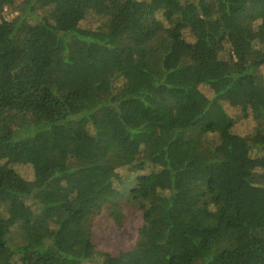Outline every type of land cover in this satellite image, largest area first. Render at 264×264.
I'll list each match as a JSON object with an SVG mask.
<instances>
[{"label":"trees","instance_id":"obj_1","mask_svg":"<svg viewBox=\"0 0 264 264\" xmlns=\"http://www.w3.org/2000/svg\"><path fill=\"white\" fill-rule=\"evenodd\" d=\"M5 8L19 14L0 24V264H264V0ZM18 158L44 175L29 182ZM123 198L136 244L99 251L94 220L121 229Z\"/></svg>","mask_w":264,"mask_h":264},{"label":"rangeland","instance_id":"obj_2","mask_svg":"<svg viewBox=\"0 0 264 264\" xmlns=\"http://www.w3.org/2000/svg\"><path fill=\"white\" fill-rule=\"evenodd\" d=\"M18 14L17 11H9V15L12 19L18 16ZM99 24L100 21L97 18L87 15L86 18L80 22V27L91 29L92 27H98ZM185 34L186 37L190 36L189 33ZM200 89L210 98L214 95V92L209 86L202 85ZM223 106L232 117H243L235 126L236 133L247 136L254 132L256 123L251 116L245 118L244 113H241L240 109L231 106L228 102H223ZM17 161L18 162L14 166L15 169L29 182H34L44 175L35 164L28 163L24 158H18ZM146 172H149V170ZM114 187L120 193V188L117 185ZM119 201H121L124 214L127 216L124 226H122L121 229L116 226L107 210H104L102 214L97 216L94 220L93 239L99 251L116 254L119 251L129 250L136 244L138 231L142 224V214L135 212L129 204L124 203V198L119 199ZM91 264H102V260L97 259L96 262H92Z\"/></svg>","mask_w":264,"mask_h":264},{"label":"built area","instance_id":"obj_3","mask_svg":"<svg viewBox=\"0 0 264 264\" xmlns=\"http://www.w3.org/2000/svg\"><path fill=\"white\" fill-rule=\"evenodd\" d=\"M13 17V16H12ZM11 21L12 18L10 17L9 15V10L7 8L4 9V11L2 13H0V24L3 22V21Z\"/></svg>","mask_w":264,"mask_h":264}]
</instances>
